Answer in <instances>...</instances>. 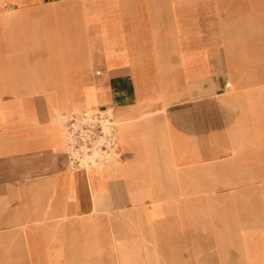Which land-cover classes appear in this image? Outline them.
Listing matches in <instances>:
<instances>
[{"label": "crops", "instance_id": "obj_1", "mask_svg": "<svg viewBox=\"0 0 264 264\" xmlns=\"http://www.w3.org/2000/svg\"><path fill=\"white\" fill-rule=\"evenodd\" d=\"M92 108L115 144L76 167ZM263 143L264 0H0V264L168 255Z\"/></svg>", "mask_w": 264, "mask_h": 264}, {"label": "rangeland", "instance_id": "obj_2", "mask_svg": "<svg viewBox=\"0 0 264 264\" xmlns=\"http://www.w3.org/2000/svg\"><path fill=\"white\" fill-rule=\"evenodd\" d=\"M84 112L105 116L99 108ZM83 114L61 113L59 119L68 124ZM83 122L77 118L76 128ZM64 131L68 141L65 126ZM250 146L253 149L233 161L225 169L229 174L225 171L222 176V183H235L233 189L206 193V206L199 209L198 218L193 217L200 221V232L195 239L172 241L168 255L165 249H145L136 257V264H264V143ZM93 153L95 157L105 155L97 150Z\"/></svg>", "mask_w": 264, "mask_h": 264}, {"label": "built area", "instance_id": "obj_3", "mask_svg": "<svg viewBox=\"0 0 264 264\" xmlns=\"http://www.w3.org/2000/svg\"><path fill=\"white\" fill-rule=\"evenodd\" d=\"M83 113L82 118L75 116L69 120L68 124L65 123L67 132H69L67 145L71 152V163L76 167L82 166L84 158L92 155L94 150L101 147L108 149L115 144V123L107 113L105 116L98 113ZM77 118L83 119L84 122L76 128L77 123L74 121ZM107 120L110 121V125Z\"/></svg>", "mask_w": 264, "mask_h": 264}]
</instances>
